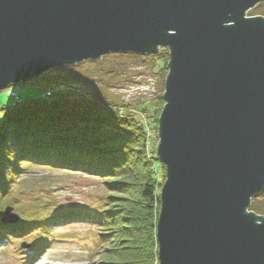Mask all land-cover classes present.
Listing matches in <instances>:
<instances>
[{
    "label": "water",
    "instance_id": "water-1",
    "mask_svg": "<svg viewBox=\"0 0 264 264\" xmlns=\"http://www.w3.org/2000/svg\"><path fill=\"white\" fill-rule=\"evenodd\" d=\"M261 1L0 0V90L111 52L168 49L158 264H264V216L248 210L264 190V17L246 16ZM12 209L2 223L19 220Z\"/></svg>",
    "mask_w": 264,
    "mask_h": 264
},
{
    "label": "trees",
    "instance_id": "trees-1",
    "mask_svg": "<svg viewBox=\"0 0 264 264\" xmlns=\"http://www.w3.org/2000/svg\"><path fill=\"white\" fill-rule=\"evenodd\" d=\"M145 56L150 57L153 67L160 61L167 70L168 49ZM41 82L52 84L54 80L41 78ZM15 88L18 84L6 89L8 97ZM18 96L22 102L0 107V201L9 193L11 177L7 175L18 168L19 158L25 166L26 161H44L77 168L96 175L110 192L117 193L107 192L103 207L97 211L82 209L83 218L76 213L68 217L62 211H44L43 215L21 216L14 224L0 221V243L35 231L32 257L41 250V237L47 238L48 229L58 219H83L97 225L99 264H158L156 223L162 183L156 172L162 171L165 178V168L146 149L139 121L131 116L105 120L95 111L81 117L43 102L40 96L29 100ZM158 99L155 110L160 111L163 94ZM249 209L263 213L253 198Z\"/></svg>",
    "mask_w": 264,
    "mask_h": 264
},
{
    "label": "rangeland",
    "instance_id": "rangeland-1",
    "mask_svg": "<svg viewBox=\"0 0 264 264\" xmlns=\"http://www.w3.org/2000/svg\"><path fill=\"white\" fill-rule=\"evenodd\" d=\"M259 15L264 17V0L246 12V16ZM164 66L157 61L153 67L150 57L145 55L111 52L97 60L51 69L41 78L53 79L52 84L38 78L19 83L18 92L24 100H29L38 98L40 91H50L54 107L81 117L93 111L101 113L105 120L111 116H131L143 127L146 149L156 155L158 118L162 109L155 108H158L159 94L164 92L167 75ZM0 96H3L0 107L15 103L12 96L8 97L6 89L0 90ZM17 162L18 168L12 171V175H7L11 177L8 182L10 190L0 201L1 216L10 206L20 217L62 211L68 217L72 215L70 213H76L83 218L82 209L97 211L103 207L107 192L117 193L110 192L96 175L77 168L44 161H26L25 166L20 164L25 163L20 158ZM156 173L163 184V172ZM253 200L263 213L256 212L258 209L253 212L264 216V192L254 196ZM48 231V240L45 235L41 237L38 243L41 250L32 257L29 256L33 253L31 242L36 237L35 231L0 243V264H99L100 244L97 225L93 222L58 219ZM23 243L30 244V247L22 248Z\"/></svg>",
    "mask_w": 264,
    "mask_h": 264
},
{
    "label": "snow or ice",
    "instance_id": "snow-or-ice-1",
    "mask_svg": "<svg viewBox=\"0 0 264 264\" xmlns=\"http://www.w3.org/2000/svg\"><path fill=\"white\" fill-rule=\"evenodd\" d=\"M0 99H3V96H0Z\"/></svg>",
    "mask_w": 264,
    "mask_h": 264
}]
</instances>
